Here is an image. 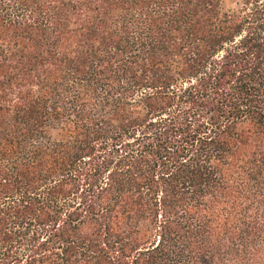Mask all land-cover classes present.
Listing matches in <instances>:
<instances>
[{"label":"trees","instance_id":"obj_1","mask_svg":"<svg viewBox=\"0 0 264 264\" xmlns=\"http://www.w3.org/2000/svg\"><path fill=\"white\" fill-rule=\"evenodd\" d=\"M0 264H264V0H0Z\"/></svg>","mask_w":264,"mask_h":264},{"label":"rangeland","instance_id":"obj_2","mask_svg":"<svg viewBox=\"0 0 264 264\" xmlns=\"http://www.w3.org/2000/svg\"><path fill=\"white\" fill-rule=\"evenodd\" d=\"M240 0H223V8L225 11L237 8Z\"/></svg>","mask_w":264,"mask_h":264}]
</instances>
